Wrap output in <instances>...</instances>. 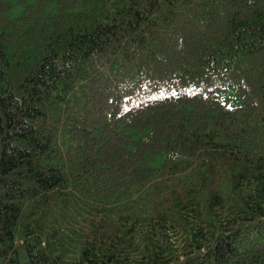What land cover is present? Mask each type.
<instances>
[{
    "label": "trees",
    "instance_id": "trees-1",
    "mask_svg": "<svg viewBox=\"0 0 264 264\" xmlns=\"http://www.w3.org/2000/svg\"><path fill=\"white\" fill-rule=\"evenodd\" d=\"M32 1L0 0V264H264V0Z\"/></svg>",
    "mask_w": 264,
    "mask_h": 264
},
{
    "label": "rangeland",
    "instance_id": "rangeland-1",
    "mask_svg": "<svg viewBox=\"0 0 264 264\" xmlns=\"http://www.w3.org/2000/svg\"><path fill=\"white\" fill-rule=\"evenodd\" d=\"M8 3L10 4L11 8L7 12V19L11 21H16L19 17H21L22 12H23V7L20 5V0H7ZM32 0H27V4H32ZM56 10L55 5L49 6L46 11L48 13H52Z\"/></svg>",
    "mask_w": 264,
    "mask_h": 264
}]
</instances>
